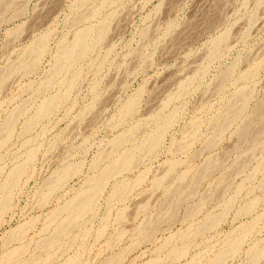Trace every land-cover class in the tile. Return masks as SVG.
<instances>
[{
    "label": "rangeland",
    "instance_id": "rangeland-1",
    "mask_svg": "<svg viewBox=\"0 0 264 264\" xmlns=\"http://www.w3.org/2000/svg\"><path fill=\"white\" fill-rule=\"evenodd\" d=\"M6 3L0 264H264V0Z\"/></svg>",
    "mask_w": 264,
    "mask_h": 264
},
{
    "label": "bare ground",
    "instance_id": "bare-ground-1",
    "mask_svg": "<svg viewBox=\"0 0 264 264\" xmlns=\"http://www.w3.org/2000/svg\"><path fill=\"white\" fill-rule=\"evenodd\" d=\"M6 1H7V0H0V4H1V6H2V5L5 6V5L7 4ZM84 1L86 2V0H84ZM4 3H6V4L4 5ZM219 3H220V2H219ZM4 8H5V7H4ZM96 9H97V8H96ZM0 10H3V9H0ZM92 11H93V10H92ZM84 14H85V13H84ZM79 17H80V16H79ZM84 17H85V16H84ZM87 31H88V30H87ZM101 31H102V30H101ZM102 32H103V31H102ZM78 33H79V32H78ZM86 33H87V32H85V31H84V32H81L78 36H76V39H75L74 43H73V42L70 43V44L73 43L72 45L69 46V44H68L69 47L66 45L68 48H67L66 50H64V53H63L62 55H60L61 58H60V57H59V58H60L61 60L57 61V63L59 62V66H60V62H67V63L70 62V63L72 64V63H73L72 60H74L75 55H76L75 58H76V59H79V55H77V54H81L84 50H86V47H87V46L85 47V45H87V44H86V41H87L86 38L88 37V36H87L88 34L86 35ZM100 33H101V32H100ZM225 34H226V33H225ZM224 36H225V35H223V37H224ZM221 37H222V36H221ZM42 38H43V37H42ZM219 38H220V36H219ZM219 38H218V39H219ZM225 38H226V37H225ZM40 39H41V38H40ZM218 39H217V40H218ZM220 39L223 40V38H220ZM42 40H44V39H42ZM37 41H38V40H37ZM44 41H45V40H44ZM218 41L220 42V40H218ZM215 42H217V41H215ZM219 42H218V43H219ZM35 43H36V42H35ZM32 45H33V44H32ZM36 45L38 46V45H40V44L38 43V44H36ZM41 45H43V44L41 43ZM41 45H40V48H42ZM216 45H217V44H216ZM37 46H36V48H37ZM29 47H30V46H29ZM215 47H216V46H215ZM217 47H218V45H217ZM31 48H32V47H31ZM36 48H34V49H36ZM40 48H39V50H40ZM28 50H29V49H28ZM32 50H33V48H32ZM29 52H30V51H29ZM31 52H32V51H31ZM31 52H30V53H31ZM61 52H62V51H61ZM85 52H86V51H84V53H85ZM27 53H28V52H27ZM38 53H39V52H38ZM36 54H37V53H36ZM77 56H78V58H77ZM80 56H81V55H80ZM27 57H28V56H27ZM25 58H26V57H25ZM35 59H36V57H35ZM26 60H27V59H26ZM21 61H23V60H21ZM33 61H34V60H33ZM71 61H72V62H71ZM26 62H27V61H26ZM26 62H25V63H26ZM28 64H29V63H28ZM68 64H69V63H68ZM74 64H75V62H74ZM74 64H72V66H73ZM69 65H70V64H69ZM33 66H34V64H33ZM59 66L56 65L55 68H57V67H59ZM61 66L64 67V65H61ZM67 66H68V65H67ZM14 67H15V66H14ZM26 67H27V66H26ZM26 67H25V68H26ZM28 67L32 68L31 66H28ZM28 67H27V68H28ZM65 67H66V66H65ZM70 67H71V66H70ZM16 68H17V67H16ZM71 68H72V67H71ZM60 69H61V67H60ZM63 69H64V68H63ZM65 69L68 70V67L65 68ZM13 70H14V69H13ZM29 70H30V69H29ZM57 70H58V73H60V72H59V68H58ZM57 70H56L55 72H57ZM7 71H8V70H7ZM27 71H28V70H27ZM60 71H61V70H60ZM12 72H13V71H12ZM61 72H62V71H61ZM6 73H7V72H6ZM6 73H5V74H6ZM224 75H225V74H224ZM3 76H4V75H3ZM227 77H228V76H227ZM0 78H1V77H0ZM222 79H224V78H222ZM1 81H3V80H1ZM1 81H0V83H1ZM49 82H51V81H49ZM49 82H47V83H48L47 85H49ZM177 82H178V81H177ZM219 82H220V81H219ZM174 83H175V82H174ZM1 84H2V83H1ZM180 84H181V83H180ZM45 85H46V83H45ZM47 85H46V88H47ZM182 85H183V84H182ZM219 85H220V83H219ZM219 85H218V86H219ZM0 86H2V85H0ZM245 90H246V89H245ZM241 91H242V90H241ZM243 92H244V91H243ZM245 92H247V91H245ZM245 92H244V93H245ZM239 93H242V92H239ZM239 95L243 96L242 94H239ZM165 96H166V95H165ZM237 96H238V95H237ZM241 96H239V97H241ZM169 97H170V96H169ZM243 97H244V96H243ZM245 97H246V95H245ZM166 98H167V97H166ZM239 99H241V98H239ZM242 99H243V98H242ZM51 100H52V99H51ZM133 100H134V99H133ZM167 100H168V98H167ZM244 100H245V98H244ZM244 100H243V101H244ZM46 101H47V102H46L43 106L40 107L39 113L37 112L38 115H39V116H37V114H36L37 117L42 116V118H44V117L46 116L45 114H47V112L49 111V109H51V108H50L51 105H54V104H52L51 101H48V100H46ZM52 101H53V100H52ZM163 101H164V100H163ZM245 101H246V100H245ZM53 103H54V102H53ZM156 103H157V102H156ZM159 103H160V102H159ZM161 103H162V102H161ZM129 104H130V103H129ZM133 104H134V103H133ZM133 104H130L129 108H132V105H133ZM135 104H136V102H135ZM242 104H245V103H242ZM263 105H264V104H263ZM263 105H262V106H263ZM53 107H54V106H53ZM134 107H135V106H134ZM160 107H161V106H160ZM245 107H246V106H245ZM231 108H232V107H231ZM240 108H241V109H240ZM242 108L244 109V107H241V106H240V107H239V110H237V111H235V112L233 111L234 113H233L232 115H233V116H236V115L241 114L240 112L242 111ZM127 109H128V108H127ZM127 109H126V110H127ZM133 109H134V108H133ZM133 109H132V111H133ZM234 109H235V108H234ZM128 110H129V109H128ZM128 110H127V111H128ZM259 110L262 112V111L264 110V108H263V110H262V109H259ZM51 111H52V110H51ZM127 111H126V112H127ZM129 111H130V110H129ZM132 111H131V112H132ZM254 111H255V110H254ZM260 111H259V113H260ZM230 112H231V111H230ZM242 112H243V111H242ZM49 113H50V112H48V114H49ZM259 113H257V114H258V115H262V116L264 115V114H259ZM43 115H45V116L43 117ZM36 116H35V117H36ZM255 116H256V115H255ZM35 117H34V119L31 120V122H33L34 120L37 121V118L35 119ZM237 117H238V116H237ZM237 117H236V118H237ZM11 118H12V117H11ZM11 118H10V120H11ZM13 118H14V116H13ZM40 118H41V117H40ZM40 118H38V119H40ZM226 118H227V117H226ZM226 118H225V119H226ZM228 118H229V117H228ZM228 118H227V120H228ZM232 118H233V117H232ZM256 118H257V117H256ZM262 118L264 119V117H262ZM229 119H230V118H229ZM256 120H258V119H256ZM35 121H34V122H35ZM229 122H230V121H229ZM252 122H253V121H252ZM256 122H257V121H256ZM258 122H259V124H260L261 121L258 120ZM8 123H10V122H8ZM8 123H7V125L10 127V124H8ZM11 123H12L11 126H13L14 123L12 122V120H11ZM35 123H36V122H35ZM223 123H224V122H223ZM225 123H226V122H225ZM227 123H228V121H227ZM227 123H226V124H227ZM245 123H246V122H245ZM245 123H244V124H245ZM247 123H248V122H247ZM250 123H251V122H250ZM250 123H248V126H249ZM31 124H32V123H31ZM166 124H167V123H166ZM251 124H252V123H251ZM257 124H258V123H257ZM164 125H165V123H164ZM245 125H246V124H245ZM8 126H7V129L9 128ZM221 126H222V125H221ZM251 126H252V125H251ZM10 128H11V127H10ZM161 128H162V127H161ZM165 128H166V126H165ZM165 128H164V129H165ZM220 128H221V127H220ZM222 128H223V127H222ZM249 128H250V126H249ZM244 129H245V128H244ZM262 129H263V132H264V120L261 122V129L258 128V131H256L255 134H254V135H255V140L258 139L259 134L262 133V131H261ZM9 130H10V129H9ZM247 130H248V129H247V127H246V130H244V133H245V131H246V133H247V132H248ZM244 133H243V134H244ZM251 133H253V132H251ZM241 134H242V133H241ZM241 134H240V136H241ZM247 134H248V133H247ZM251 135H252V134H251ZM251 135H250V136H251ZM253 137H254V136H253ZM240 138H242V137H240ZM243 138H244V136H243ZM120 139H122V137H121ZM251 139H253V138H251ZM260 139H262V138H260ZM154 140H155V139H154ZM245 140H246V139H245ZM262 140H263V139H262ZM114 141H116V143H115V147H116L117 145H120V144H118V143L122 142V140H119V138H118V141H117V140H114ZM157 141H158V137H157ZM152 142H153V141H152ZM112 143H113V142H112ZM242 143H243V142H242ZM252 143H253V142H252ZM259 143H260V142H259ZM116 144H117V145H116ZM121 144H122V143H121ZM257 144H258V143H257ZM184 145H185V144H184ZM118 147H119V146H118ZM118 147H117V148H118ZM182 148H183V147H182ZM115 150H116V149H115ZM133 153H134V152H133V150H132V152L129 151L128 153H126L125 156H123V155H124V154H123V155H122V156H123V159H124L123 161H122V157L120 158L121 161H122V163H123V164L125 163V165H124L125 167H126V165H127L126 163H128L127 166H129V164H130L129 162H131L132 156H133V158H134ZM118 161H119V160H118ZM209 161H210V160H209ZM215 162H216V161H215ZM219 162H220V161H219ZM120 163H121V162H120ZM217 163H218V162H217ZM212 164H213V163H212ZM213 165H214V164H213ZM210 166H212V165H210ZM122 167H123V166H122ZM19 168H20V169H18V167H17V170H16V171L13 173V175L11 176V180H12V181H9V182H12V183H15L14 181L17 182V177L20 176L19 174L21 173V169H22V167L19 166ZM15 169H16V168H15ZM15 169H14V170H15ZM210 169H211V168H210ZM14 170H13V171H14ZM202 170H203V169H202ZM110 171H111V170H110ZM200 171H201V170H200ZM201 173H202V172H201ZM203 173H204V172H203ZM207 173H208V172H207ZM105 174H106V173H105ZM18 175H19V176H18ZM205 175H206V174H205ZM170 176H172V175H170ZM102 177H105V176L102 175ZM164 177H165V176H164ZM164 177H163V178H164ZM202 177H203V176H202ZM99 178H100V177H99ZM180 178H181V177H180ZM180 178H179V179H180ZM100 179H101V178H100ZM195 179H196V177H195ZM104 180H105V178H104ZM163 180H164V179H163ZM100 181H101V180H100ZM100 181H96V182H98V183L95 182V184H97V187H96V185H94V186H95L94 190H93V188H92V191H91V190H90V192L88 191L89 193H87V191H86L87 195H86L85 197L82 196V198H80L79 201H77L78 199L76 200L78 204H77V206H74V207H75V211H74V212H73V210L70 211V212H73V213L71 214V216H70V212H68V213H69V216H70V217L68 216L69 219L74 220V217H76L79 213H82L84 210H87V208L90 209L89 206L92 205L91 202L93 201L94 196H95V195L97 196V194H96L97 192L99 193V191H98L97 189H98L99 186L102 185V183H103V181H102V183L100 184ZM159 182L161 183V181H159ZM6 183H7V182H6ZM158 184H159V183H158ZM5 185H6V184H5ZM10 185L13 186L14 184H9L8 186H10ZM8 186H7V187H8ZM12 186H10V187H12ZM5 187H6V186H5ZM100 187H101V186H100ZM100 189H101V188H100ZM187 190H188V189H187ZM96 191H97V192H96ZM191 191H192V190H191ZM191 191L189 190V192H191ZM83 193H84V192H83ZM86 193H84V195H85ZM173 194H174V192H173ZM171 196H172V194H171ZM171 196H170V198H171ZM190 196H191V195H190ZM95 198H96V197H95ZM95 198H94V199H95ZM76 201H75V202H76ZM73 203H74V202H72V204H73ZM93 203H94V202H93ZM90 204H91V205H90ZM0 205H2V204H0ZM70 205H71V204H70ZM142 205H143V204H142ZM138 206H139V205H138ZM0 207L2 208V206H0ZM74 207H72V208H74ZM66 208H67V207H66ZM72 208H71V209H72ZM139 208H140V207H139ZM163 208H164V207H163ZM1 210H2V209H1ZM162 210H163V209H162ZM164 211H165V210H164ZM67 215H68V214H67ZM79 217H80V216H79ZM65 219H66V218H65ZM67 220H68V219H66V221H67ZM73 222H74V221H73ZM70 224H71V223H70ZM147 224H148V223H147ZM61 226H62V225H61ZM60 228L63 229L64 227H63V228L60 227ZM60 228H59V229H60ZM65 228H66V226H65ZM65 228H64V229H65ZM64 229H63V230H64ZM61 231H62V230H61ZM48 243H50V242H48ZM41 244H43V243H41ZM48 245H49V244H48ZM44 248H45V247H44ZM29 262H30V261H29Z\"/></svg>",
    "mask_w": 264,
    "mask_h": 264
}]
</instances>
